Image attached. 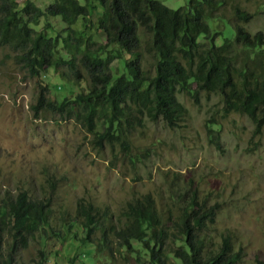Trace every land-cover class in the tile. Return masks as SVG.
I'll return each mask as SVG.
<instances>
[{"label":"trees","instance_id":"trees-1","mask_svg":"<svg viewBox=\"0 0 264 264\" xmlns=\"http://www.w3.org/2000/svg\"><path fill=\"white\" fill-rule=\"evenodd\" d=\"M224 2L187 0L172 8L162 0H49L47 6L26 0L20 7L18 0H0V46L9 47L17 64L37 78L34 114L74 119L98 148L120 146L131 158L132 135L144 127L146 117L178 128L187 115L178 94L187 93L198 102L202 91L219 94L226 114L250 117L255 136L260 135L264 32L249 31L245 24L253 14L239 5L233 8V22L217 14ZM42 17L47 22L39 27ZM52 18L66 25L56 36L49 34L55 30ZM80 18L85 24L81 31L75 29ZM211 19L218 23L214 29ZM224 21L231 24L233 37L219 44ZM92 24L106 35L105 44L88 33ZM140 27L151 36L146 47L154 60L153 75L144 67ZM116 61L123 68L115 67ZM49 68L70 87L61 99L51 98V85L42 78ZM82 70L88 87L75 91L73 85L84 79ZM212 133L211 142L222 149L219 134ZM55 181L48 177L51 190L43 198L28 189L0 194V264H17L20 249L29 247L38 233L50 237ZM190 193L170 222L150 193L130 199L118 219L80 198L73 219L83 233L78 241L93 244L98 257L108 250L111 256L120 251L138 264H241L242 254L234 250L230 234H222L221 241L210 246L217 206L201 202L196 189ZM73 238L77 240L76 233ZM40 254L37 263L44 264L45 250ZM254 264L264 260L257 258Z\"/></svg>","mask_w":264,"mask_h":264},{"label":"rangeland","instance_id":"rangeland-1","mask_svg":"<svg viewBox=\"0 0 264 264\" xmlns=\"http://www.w3.org/2000/svg\"><path fill=\"white\" fill-rule=\"evenodd\" d=\"M18 1L21 7L26 0ZM34 1L39 6L49 3ZM186 1L162 0L172 8ZM236 5L253 14L245 24L249 31L264 32V0H225L217 14L233 22ZM46 22L42 17L39 27ZM51 22L55 26L49 32L52 36L66 27L58 18ZM209 23L213 29L218 24L212 19ZM220 24L223 35L217 38L219 44L225 37H233L231 24ZM84 28L80 18L75 29ZM88 33L101 44L107 41L93 24ZM140 36L144 67L153 75L154 60L146 47L151 36L142 27ZM14 56L9 47L0 46V194L28 189L31 195L43 198L51 190L48 177L56 179L50 237L38 233L29 247L20 249L17 264H38L41 250L48 257L44 264H138L136 258L120 251L111 256L108 250L98 257L93 244L78 241L83 235L73 222L78 200L91 201L118 219L130 199L150 193L170 222L189 201L191 189L198 191L199 200L207 206H217L209 231L210 246L219 243L222 234H230L234 250L242 254L241 264L264 260V129L255 136L250 117L226 114L217 93L202 91L198 102L179 93V101L187 108L182 125L173 129L161 118L151 121L146 117L144 127L132 135L130 158L120 146L96 147L92 135L74 119L49 113L36 116L31 106L38 94L37 78L17 64ZM114 66L123 68L119 61ZM82 74L84 79L73 85L75 91L88 87L89 78L84 70ZM42 78L51 85V98L61 99L70 93L53 68L42 72ZM211 131L219 134L222 149L211 142Z\"/></svg>","mask_w":264,"mask_h":264}]
</instances>
